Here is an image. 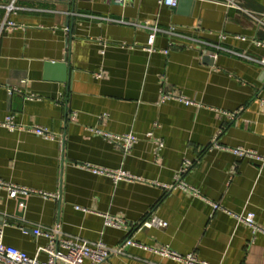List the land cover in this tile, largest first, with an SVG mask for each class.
I'll list each match as a JSON object with an SVG mask.
<instances>
[{"label":"crops","instance_id":"0c3cea01","mask_svg":"<svg viewBox=\"0 0 264 264\" xmlns=\"http://www.w3.org/2000/svg\"><path fill=\"white\" fill-rule=\"evenodd\" d=\"M234 1L249 12L225 0H0V21L17 23L0 40V123L12 115L56 135L0 124V179L55 195L0 187L6 244L45 261L38 251L50 240L34 229L59 223L61 237L79 241L116 247L131 237L213 264H264V231L238 219L253 212L264 229V165L230 150L264 156V46L256 43H264V0ZM153 26L156 50L148 52ZM63 62L64 72L49 64ZM168 92L195 103L161 101ZM96 129L139 140L125 153ZM215 140L223 148L206 149ZM186 159L193 165L182 179L201 196L167 187ZM87 164L140 179L115 182ZM106 214L130 228L106 225ZM151 215L167 225L142 226ZM108 260L179 264L135 246Z\"/></svg>","mask_w":264,"mask_h":264},{"label":"built area","instance_id":"2783aa9c","mask_svg":"<svg viewBox=\"0 0 264 264\" xmlns=\"http://www.w3.org/2000/svg\"><path fill=\"white\" fill-rule=\"evenodd\" d=\"M118 2H125L126 0H116ZM226 4L229 6H234L236 8L242 9L246 12H249L246 9H243L240 5L235 3L234 0H225ZM163 2L169 6H177L178 0H163ZM5 8L7 9V14L14 9L13 3L5 5ZM263 22V21H260ZM17 23L13 20L8 19L6 16L3 20L0 21V40L5 33L10 28L16 27ZM174 28L172 27L169 32L174 33ZM158 28L156 26L152 27V31L150 32L147 40V45L144 47L145 50L148 52H154L156 50L155 47V39L156 34L158 32ZM256 43L259 46H264V43L262 41H256ZM165 53L168 52V50H164ZM262 63L264 64V55L262 58ZM95 77H101V73H97L94 75ZM15 88H9V92L15 91ZM30 99L35 98V95L31 94L29 95ZM169 99H176L179 101H183L186 104H194L195 102L191 99H188L184 96L174 95L173 93H164L161 96V101H166ZM2 126L10 129L11 131L14 130H26L32 133H35L36 135L46 137L47 139L54 140L56 139V135L47 127H43L40 125H19L14 121V117L12 115H7L0 123ZM98 134H101L106 139H109V141L113 143H117L120 145L125 153H129L133 146L138 142V136L132 132L130 133H113L108 131H103L100 129L95 130ZM147 137L149 141H155L158 144L159 148H162L164 143L156 139L154 137V134L152 131L147 133ZM214 148H223L216 140L213 141L210 145L206 147V149H214ZM230 150L241 157H248L254 161H257L261 163V165H264V156L258 154L253 149H248L244 147H234L230 148ZM193 165V161L186 159L184 163L182 164L179 174L177 175L175 183L172 185L167 186L168 189H192L194 194L196 196H201L199 191L188 185L185 181L182 179V175L185 174L190 167ZM84 168L91 171L94 174L99 175H105L108 177H111L115 182L124 180V181H134L137 179H140V177L133 175L129 171L125 169H109L106 167H99L95 165H84ZM0 187H5L11 195L16 196L17 194L21 195H29L33 193H38L42 195L43 197H55L52 193H46L43 191H37L35 189H31L28 187L18 186L6 183L5 181L0 179ZM20 206L25 207L24 202H20ZM214 209H222V207L214 203L213 204ZM80 207H77L79 209ZM105 217V223L108 226H113L116 228H130L128 223L123 218H116L111 215H104ZM254 217L255 214L253 212H249L244 216H238V219L250 227H252V230L254 233L257 231H264V229L258 227L254 223ZM5 223L0 225V263L1 264H110L109 257L113 253H121L123 249L126 246H135L143 250L151 251L152 253L164 257L169 258L173 261L178 262L179 264H213L207 260H202L196 257V255L193 252H189L187 254H181L177 251L172 250L168 246L163 247H151L149 245H146L144 243H139L135 240H133L131 237L126 239V241L116 247H110L103 241H97V242H89V241H79L77 239L68 238V237H61L63 236V232L61 230L60 224L57 223L53 227H36L34 229V233L36 235H41L47 237L50 242L46 246H41L39 248L38 252L45 251L48 254V259L45 261H42L38 259V256H30L25 251L12 246L8 245L4 242V227ZM167 225V222L160 219L157 216H149L147 219H145L142 222V226L146 227H164ZM133 228V227H132ZM149 264H160V263H154L150 262Z\"/></svg>","mask_w":264,"mask_h":264},{"label":"water","instance_id":"95a60500","mask_svg":"<svg viewBox=\"0 0 264 264\" xmlns=\"http://www.w3.org/2000/svg\"><path fill=\"white\" fill-rule=\"evenodd\" d=\"M64 1H71L73 2L74 0H64ZM113 2L115 3H123V2H118L116 0H112ZM206 59L208 60H211L210 56L209 55H205ZM49 64H52L53 66H58L60 69H62V71L64 72L65 70H67V65L65 62L63 63H49ZM63 78H65L64 76L61 78V80H64ZM1 264V263H0Z\"/></svg>","mask_w":264,"mask_h":264}]
</instances>
